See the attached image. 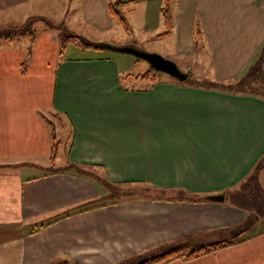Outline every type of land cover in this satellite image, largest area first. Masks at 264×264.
I'll return each mask as SVG.
<instances>
[{
  "label": "crops",
  "instance_id": "crops-1",
  "mask_svg": "<svg viewBox=\"0 0 264 264\" xmlns=\"http://www.w3.org/2000/svg\"><path fill=\"white\" fill-rule=\"evenodd\" d=\"M122 1L130 3L121 10L135 15L131 31L160 48L153 53L209 81H243L263 55L264 0H171L173 26L164 37V0ZM107 4L0 0V35L36 18L78 36L76 24L92 46L85 49L104 51L93 46H116L107 38L118 23ZM46 27L30 47L0 40V264H116L184 236L216 243L222 233L241 242L169 264H264V214L225 198L193 202L177 194L225 197L253 172L264 156V97L156 78L129 87L120 78L128 68L119 71L110 55L61 57L57 32ZM49 114L69 124L68 163L95 166L111 183L147 184L157 199L133 198L39 228L104 193L69 170L49 171ZM240 225L241 236L227 231Z\"/></svg>",
  "mask_w": 264,
  "mask_h": 264
},
{
  "label": "trees",
  "instance_id": "trees-1",
  "mask_svg": "<svg viewBox=\"0 0 264 264\" xmlns=\"http://www.w3.org/2000/svg\"><path fill=\"white\" fill-rule=\"evenodd\" d=\"M129 3L130 2H123L122 0H108V4H107L108 13L110 14L111 17H113L121 25L124 32L127 34H129V27H128L126 18L121 8L125 5H128ZM160 12L163 17L164 31L158 37H164V36L169 35V33L171 32L172 26H173L172 16H171V0H164L163 6L161 7ZM35 21L43 22V20L41 19H36V18L31 19L27 22L25 26L21 28L11 29L4 35H0V40H4L8 43L25 40V41H28L29 47L32 46L38 34L37 30H32L30 28V25ZM45 25L47 26L46 29L56 30V32H58L57 29L59 27L54 26L52 24L48 25V23ZM58 39H59L60 47H61L60 53H62L63 49L66 47L68 43L77 44V42H79L81 38L71 34L66 38H63L62 35H58ZM80 45L84 47H92L86 43H83V44L80 43ZM263 62H264V48H263V55L255 63V65L252 66L248 75L243 81L217 82V83H214L213 87H210L208 89H214V90H218L222 92H229V93H241V91H227L224 89L228 87L230 88L233 87V88H238L242 90L244 89V87L249 85L250 82H247L248 80L252 78L256 79V77L257 78L261 77L262 79ZM128 77H131V76H128ZM155 77L156 75H151L150 72H147L143 75L136 76L137 79H141L144 81H153L155 80ZM261 96L264 97V95H261ZM71 135L72 134L69 135L67 147L65 146L66 142H64V145L62 147L61 146L62 141L57 139L54 129L51 128L52 141H51V148H50V153H49V161L51 162V168H49V171L52 173L62 171V170H56L53 168L54 162L57 158V154L59 153V149L62 148L63 153H64V158L66 159L65 167L70 172H73L74 175H77L78 177H81V178H84V179H87L93 182L100 190L102 189L104 193L96 200L80 204L78 206H75L73 208L63 211L62 213L56 214L52 217H49L41 221V223L38 225L39 228L47 226L61 218L69 217L76 213L89 211V210L102 207L105 205H109V204H117V203L124 202L130 199H133V198H143L147 200L157 199V197L155 196L151 197L148 195H138L134 192V189L127 187L126 186L127 184L109 182L108 180H106L103 177H100L98 174H96L94 171L91 170L92 167L94 168V166H89V165L77 166L76 164L68 163L67 156H68L69 148L71 146V140H72ZM258 165L259 163L255 166L252 173L260 169L264 170V165L262 166V168L259 165L260 169L258 168ZM251 174L246 178L244 184L247 183L248 179L252 176L250 180H253L255 191L263 195L262 194L263 189L261 188V186L257 184V181H255V179L253 178L255 175L253 174L251 175ZM244 184L241 186V183H239L236 189L231 191V193L225 192L224 198L226 201L229 202L230 205L240 210L241 208H243L245 210L252 211L251 209L252 205L248 204L247 202L248 198L245 201L241 200L242 196L246 197L248 195L247 192L243 190L244 188L242 189V187H245ZM177 194L181 197L182 200L193 201V202L207 200V198L205 199L200 196L187 195L185 192H182V191L177 192ZM244 202L247 203L246 206L243 205ZM259 207L261 208V204L259 205ZM34 231H36V228L35 230L32 231V233ZM227 231L239 232V236H241V226L230 228ZM200 236L201 234L184 236L177 240L155 246L142 255L123 259L116 264H169L170 262L175 261V260L190 261V260L208 255L210 253L216 252L218 250L224 249L226 247H229V246H232L234 244H238L239 242H241L239 238H234L232 241H219V242L208 245V244H204L201 242ZM61 264H72V263L64 261V262H61Z\"/></svg>",
  "mask_w": 264,
  "mask_h": 264
},
{
  "label": "rangeland",
  "instance_id": "rangeland-1",
  "mask_svg": "<svg viewBox=\"0 0 264 264\" xmlns=\"http://www.w3.org/2000/svg\"><path fill=\"white\" fill-rule=\"evenodd\" d=\"M131 8L128 9L127 8H123V13L124 16L127 20V24L128 27L130 29L129 34H125L122 27L117 23H115V29L114 32L108 36L107 40L114 43L117 48H124V47H131L132 49L138 51V52H142V53H148V54H157L161 57H163L161 54L157 53H153V51H159L160 48L157 45L151 44L150 42H148V38H146L145 34H139L135 31L136 28H134V30L132 28V25H135L134 22L132 21V19L134 18V14L131 13ZM136 25H138V27L141 26V22H139V20L137 19ZM51 23V22H49ZM48 23V25H49ZM53 25H57V27H59L57 29V34L58 35H62L63 38L68 37L69 35H71V32H67L66 28L63 27L64 24L62 22H59L57 24H55V22H52ZM27 24V23H26ZM25 24V25H26ZM45 24H43L42 21H35L30 25V28L32 30H38L40 29L42 26H44ZM75 26H73L72 28V32L75 33L76 35H78V37H82L80 36V30L83 32L82 27L79 28H75ZM134 27V26H133ZM75 29V30H74ZM11 30V29H10ZM85 43V40L83 38H81L79 40V42H77V44H73V43H68L66 45V48L63 49L62 53H61V57L63 58H76V57H92V56H97L96 54H103V55H110L112 56L115 61L118 63V67H119V71H121L123 68H128V72H124V73H120V78L121 81L124 83H127V86L129 87H137L140 88L144 85H147L148 83H150V81H142V80H138L136 81V79L134 77L138 76V75H143L147 72H150L151 75H156V81L159 80H170V81H176L174 78L163 74V73H158L156 71H154V69L151 67V65L146 62L145 60L142 59H137L132 55H127V54H121L118 53L116 51H98L95 52L92 49H85V47H83L82 45H80ZM164 58V57H163ZM166 59V58H164ZM168 60V59H166ZM170 61V60H169ZM176 64V66L178 67V69L188 75L187 80L185 81V83H190V84H194L197 85L198 87L201 88H210L213 87L214 83H217L216 81H209L206 78H202L201 75L204 74L201 70L194 68L191 71H188L185 64H177V62H173ZM127 76H131L129 79L130 81H127L128 78ZM127 81V82H126ZM177 82V81H176ZM247 82H250L249 85H247L246 87H244V89H238V88H233V87H228L225 88L224 90L227 91H241L244 93H252V94H258V95H264V73L261 77L256 79H250ZM253 82V83H252ZM47 119L49 120L52 128L54 129V132L57 136L58 140H61V146L64 145V142H66V147H67V143H68V138L69 135L71 134L70 129H69V124L67 123V120L59 115H51L49 114L47 116ZM59 156L57 157L55 163H54V169L56 170H68L65 165L62 164L61 159H62V148L59 149ZM260 167L262 168V166L264 165V157L261 159V161L259 162ZM258 165V168H259ZM88 167V166H87ZM51 168V165H50ZM41 169H46V170H42L43 173H45L48 169L47 167H41ZM260 169V168H259ZM92 171H94L96 174H98L100 177H105L104 172L102 170H100L99 168H96L94 166V168L92 167L91 169ZM258 170V169H257ZM264 170H258L254 173H252L253 175H255L253 178L255 179V181H257V184L260 186V178L257 177V173H261ZM264 173V172H262ZM261 173V174H262ZM252 177V176H251ZM251 177L248 179L247 183L244 184L245 180L241 183V186L244 184L245 187H242V189L244 191L247 192V196L246 197H241V200H246L247 198V202L248 204L252 205V212L259 215L264 214V193L262 192L263 195L259 194L258 192L255 191V187L253 184V180H250ZM129 188L134 189V192L138 195H148L151 197L157 196L158 193L157 191H154L153 188H151L150 186H148L147 184H127L126 185ZM113 189V188H112ZM251 197V198H249ZM261 204V208L259 207V205ZM244 206L247 205L246 202L243 203ZM256 207V208H255ZM241 226V225H240ZM217 237L219 238L218 241H232V238L228 235L226 236L224 233L217 235ZM136 263V262H135Z\"/></svg>",
  "mask_w": 264,
  "mask_h": 264
},
{
  "label": "water",
  "instance_id": "water-1",
  "mask_svg": "<svg viewBox=\"0 0 264 264\" xmlns=\"http://www.w3.org/2000/svg\"><path fill=\"white\" fill-rule=\"evenodd\" d=\"M93 47L101 49V50L116 51L121 54L132 55L137 59L145 60L151 65L154 71L158 73L160 72V73L166 74L174 78L179 83L185 82L188 78V75L182 73L178 69L175 63H173L172 61L166 60L157 54H148V53L138 52L132 49L131 47L117 48V47L109 46L105 44L94 45ZM207 200L214 201V202H223L224 195L208 197Z\"/></svg>",
  "mask_w": 264,
  "mask_h": 264
}]
</instances>
